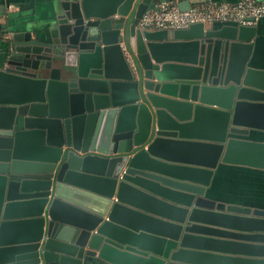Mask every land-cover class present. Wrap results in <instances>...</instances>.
I'll return each instance as SVG.
<instances>
[{
	"label": "water",
	"instance_id": "95a60500",
	"mask_svg": "<svg viewBox=\"0 0 264 264\" xmlns=\"http://www.w3.org/2000/svg\"><path fill=\"white\" fill-rule=\"evenodd\" d=\"M56 2L50 38L0 31V264H264V208L205 195L222 164L264 169L255 27Z\"/></svg>",
	"mask_w": 264,
	"mask_h": 264
},
{
	"label": "crops",
	"instance_id": "0c3cea01",
	"mask_svg": "<svg viewBox=\"0 0 264 264\" xmlns=\"http://www.w3.org/2000/svg\"><path fill=\"white\" fill-rule=\"evenodd\" d=\"M56 3V0H0V31H6L8 37L22 33L29 34L32 39H48L57 26ZM218 26L221 24L205 27ZM254 27L256 32L252 38L253 48L248 64L264 68V18L257 21ZM244 138L264 141V132L252 130ZM205 195L225 203L264 208V169L222 164L215 170Z\"/></svg>",
	"mask_w": 264,
	"mask_h": 264
},
{
	"label": "built area",
	"instance_id": "2783aa9c",
	"mask_svg": "<svg viewBox=\"0 0 264 264\" xmlns=\"http://www.w3.org/2000/svg\"><path fill=\"white\" fill-rule=\"evenodd\" d=\"M190 8L181 10L177 0H159L141 15V29H186L201 23L204 26L221 24L254 26L264 18V0H192ZM127 64L135 70L132 56L125 52Z\"/></svg>",
	"mask_w": 264,
	"mask_h": 264
}]
</instances>
